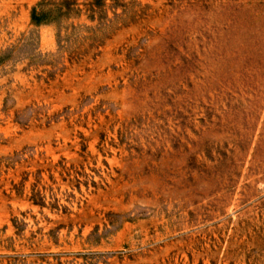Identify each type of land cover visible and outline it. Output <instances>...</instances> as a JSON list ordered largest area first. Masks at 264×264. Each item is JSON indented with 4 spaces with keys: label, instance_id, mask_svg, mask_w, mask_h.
<instances>
[{
    "label": "rangeland",
    "instance_id": "obj_1",
    "mask_svg": "<svg viewBox=\"0 0 264 264\" xmlns=\"http://www.w3.org/2000/svg\"><path fill=\"white\" fill-rule=\"evenodd\" d=\"M40 1L0 0V264H264V0Z\"/></svg>",
    "mask_w": 264,
    "mask_h": 264
},
{
    "label": "trees",
    "instance_id": "obj_2",
    "mask_svg": "<svg viewBox=\"0 0 264 264\" xmlns=\"http://www.w3.org/2000/svg\"><path fill=\"white\" fill-rule=\"evenodd\" d=\"M106 0H93L92 3H90V8L95 11V8H102L105 5ZM65 4H58L53 0L45 1L42 0L38 3L37 6H34L32 8L31 12V18L32 21L35 23H40L43 21V19L48 18L51 14L61 12L64 10L65 14L67 13L68 16L72 14V11H74V7L77 5V0H64ZM48 7L47 10H45L42 7ZM41 7V10H38V8ZM94 15V13H93ZM92 17H95L93 16Z\"/></svg>",
    "mask_w": 264,
    "mask_h": 264
}]
</instances>
